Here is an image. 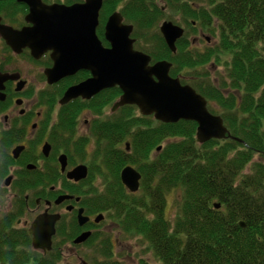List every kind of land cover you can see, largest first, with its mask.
<instances>
[{
  "label": "trees",
  "instance_id": "16d2710c",
  "mask_svg": "<svg viewBox=\"0 0 264 264\" xmlns=\"http://www.w3.org/2000/svg\"><path fill=\"white\" fill-rule=\"evenodd\" d=\"M117 1L104 0L102 21L115 11ZM210 1L209 11L188 6L185 13L213 30L219 27L215 46L219 50L193 53L184 34L177 41L176 53L162 41L161 49L152 56L171 61V75L190 83L181 73L183 68L208 61L220 51L231 53L229 88L241 95L231 92L226 97L212 85L203 87L195 77L189 80L199 93L228 110L223 115L225 124L241 140L211 139L200 144L197 123L189 120L164 123L148 117L146 122L139 118L141 125L135 128L134 119L98 126L101 138L94 158L101 159L115 183L92 209L116 211L123 229L143 234L163 264H264V164L257 162L244 172L256 152L264 156V0ZM160 12L154 0H128L122 11L125 20L142 28L150 26ZM120 94L118 87L110 88L109 101ZM125 139H130L129 151L120 147ZM167 139L170 142L151 157L152 150H158ZM128 164H138L141 196L127 194L121 181L120 172ZM69 186V192L76 191ZM178 186L183 187V199L170 226L165 213L167 193ZM215 202L221 206L216 208ZM5 217L8 220L0 225V264H56V257H48V253L57 255L59 251L35 252L34 256L27 250V230L12 228L14 215ZM106 241L104 254L111 248Z\"/></svg>",
  "mask_w": 264,
  "mask_h": 264
},
{
  "label": "flooded vegetation",
  "instance_id": "af4514ba",
  "mask_svg": "<svg viewBox=\"0 0 264 264\" xmlns=\"http://www.w3.org/2000/svg\"><path fill=\"white\" fill-rule=\"evenodd\" d=\"M42 1L46 4L71 5L84 0ZM30 11L31 7L26 1L0 0V165L3 164L1 168L5 165L8 168V173L4 171L0 177L4 181V188H18L19 192L13 193V198L15 197L18 203L22 198L24 200L23 205H19L23 217L17 219L18 225L23 224V227L29 230L35 217L48 209L50 213L62 215L56 224L57 227L65 214L53 210L54 207H64L67 211L65 213L71 217L73 215L72 219L77 218V221L79 209L84 208L83 214L89 216V220L84 225L79 224L82 229L79 234L91 230V238L98 224L106 218L109 209H88L85 195L76 191L59 192L53 199H48V196L51 192L55 193L64 182L81 191L90 185V172L93 171L94 165L92 166L89 160L93 157L92 153L86 154V147L89 146L87 139L92 136L97 140L101 138L99 128L108 124L110 109L112 110L114 101L121 94L113 101L111 107L110 88L89 99L79 96L62 104L60 100L65 91L92 74L88 69L82 68L72 75L52 82L48 71L55 64L53 50H43L31 33L34 23L28 21ZM200 34L203 35L204 30H201ZM98 35L100 37L99 33ZM205 37L207 41H211L210 36ZM101 40L104 46H110L104 32ZM127 140L130 149V139ZM47 145L49 149L46 153ZM129 149L126 147V150ZM15 150H18L17 156L14 154ZM62 155L67 156L64 172ZM78 165L87 166L86 178L78 181L69 179L67 173ZM28 189L35 190L33 198L30 194L20 195ZM62 194L72 195L73 198L60 204L53 202ZM77 197L80 199L77 200ZM47 201L51 204H47ZM43 202L46 207L38 212L32 221L24 218L26 213L30 214L31 211L39 209ZM93 208L96 210L95 206ZM99 214H103L104 218L96 222L95 218ZM90 238L75 245H81Z\"/></svg>",
  "mask_w": 264,
  "mask_h": 264
},
{
  "label": "water",
  "instance_id": "95a60500",
  "mask_svg": "<svg viewBox=\"0 0 264 264\" xmlns=\"http://www.w3.org/2000/svg\"><path fill=\"white\" fill-rule=\"evenodd\" d=\"M23 1L31 7L28 21L34 23L30 30L34 38L43 50H53L55 64L48 71L52 82L82 68L92 74L86 80L70 86L60 100L62 104L79 96L89 99L104 89L119 87L122 93L114 102L112 111L125 105H136L142 115H153L164 123L194 121L197 123L196 139L200 144L213 138H235L224 118L209 110V101L204 95L192 85L183 84L179 76L170 74L171 61L161 59L152 63L151 55L135 48V39L131 37L134 25L125 23L121 12L115 11L109 15L104 33L110 46L103 45L97 28L104 0H84L71 5L46 4L42 0ZM160 31L170 50L176 53L177 40L184 35L185 29L173 21L165 20L160 25ZM45 149L47 153L49 146H45ZM17 152L14 151L15 156ZM61 163L64 172L66 155L61 156ZM87 173V166L78 165L67 173V177L78 181L86 178ZM141 179V172L132 165L125 166L121 171V180L131 192L139 190ZM70 198L73 196L62 194L54 202L60 204ZM47 204L51 202L47 201ZM214 205L219 208L221 203ZM83 212L84 208L78 211L80 225L89 220V216ZM60 218V213H50L48 209L35 217L29 228L35 249L44 253L52 249V238ZM103 218V214H99L95 221L99 222ZM240 223L245 226L243 221ZM91 233V230L81 232L75 237L74 243L86 241ZM80 261L81 264H89L84 258H80Z\"/></svg>",
  "mask_w": 264,
  "mask_h": 264
},
{
  "label": "rangeland",
  "instance_id": "374dc122",
  "mask_svg": "<svg viewBox=\"0 0 264 264\" xmlns=\"http://www.w3.org/2000/svg\"><path fill=\"white\" fill-rule=\"evenodd\" d=\"M127 1L128 0H118L115 4L114 10L123 11ZM154 2L159 7L161 12L158 13L156 19L150 26L142 28L141 26H137L133 21H130L128 19L125 20L126 23H131L135 27L131 34V37L135 39L134 46L136 49L141 50L151 56L153 52L160 50L162 41H165L160 31V25L165 20H171L174 23L179 24L185 28V37L189 42L188 49H190V51H192L193 53H204L207 51V49L211 48L219 50L218 47H215L216 45H218L220 38V32L218 30L219 27L218 25H216V22L214 21V25H216L218 28H216V30H213V28L211 29L210 27H206V25H203L199 19H193L189 15L187 16L185 13L186 7L188 6L196 8L198 11H209L211 9L210 0H154ZM100 21L101 24L98 28V33L103 39L104 24L106 21H102V11L100 15ZM201 30H204L203 35L200 34ZM205 36H210L211 41H207L205 39ZM219 53L220 54H218L217 56L213 55L212 58L208 61L192 67L183 68L181 73L185 81L190 82L189 84L191 85L192 81L189 79L190 77H195L196 82L202 84L203 87L212 85L218 90L223 91L226 97H228L229 93L231 92L237 96L238 94L241 95L239 91L237 92L235 89L229 88L231 79L228 75V67L229 62L231 61V53H223L221 51ZM156 60L158 59H155L152 56V63ZM116 98L117 96L115 97V99ZM114 100L110 102V107ZM208 101L209 109L212 113L221 115L223 117V115L228 112V110L216 100L210 98L208 99ZM87 117L88 116H86V118ZM148 117H150L152 120H155L152 115L145 116L144 118L137 106L130 105L127 107L118 108L115 111H112L110 109L109 121H115L119 119H134L137 122L133 124L132 127L135 128L141 125L138 124L139 118L140 121L146 122V120L149 121ZM127 141L128 140L126 139L120 144V147H122V149H125L127 147ZM87 142H89L90 147H86L88 150L86 154L92 153L93 157H90L89 160L92 166H95H93V171L90 172V185L86 186L85 190H76V193L85 195V204L88 209L91 208L92 210V205L94 202L101 204V197H103V195H105L109 190L108 188L115 183V178L112 177L107 171V168L102 165L100 158H94V154H96L95 150L99 148V140H97L96 137L92 136L91 138L87 139ZM167 142H170V140L167 139L163 141L158 145V147L161 146L162 148L167 144ZM161 148L158 150L154 148L152 150L151 157H154L161 150ZM89 156L90 155H88V158ZM257 162H262L264 164V156L261 152H256L254 154L252 160L248 163L247 168L244 170V172L251 171L253 165ZM128 165H132L133 167L138 169V164ZM2 166L3 164L0 165V176L3 175L4 171H7L8 173L7 166L5 165L4 168H1ZM69 185L70 184L64 182L63 185L56 189L57 191H55L54 195L50 193L48 199H53L54 196H56V194L61 191L69 192ZM4 187V181L1 180L0 177V225L4 226V224L8 220V218L5 216H7L8 214H11V216L14 215L11 226L13 229L27 230L30 236L29 246L27 247V250L34 254V256L36 254L35 252L40 253L41 255H47V253L53 249L54 251H59V253H57V255L48 253V257H56V264H81V257L88 261L89 264H163L162 260L155 254L151 244L143 236V234H140L136 231H125L122 227V224H120L121 218L118 217L117 212L110 209L106 212V218L98 224L97 229L92 235V239L81 245H75L73 243V240L82 230L77 221V218L72 219L73 215L71 217V215L65 213L67 211L64 210V207L62 206L54 207L53 210L63 212L65 215H63L61 221L58 223V231L52 238V249L48 250V252L45 253L40 250L38 251V249L36 250L33 247L32 235L30 234L27 227H23V224H17V219L23 217V213L21 211V208H19V205H23L24 203L22 202L24 201L23 198L19 203L17 202V199L15 197L13 198V193L17 191L19 192L18 188L15 189L13 186L8 188ZM46 190L48 191L49 188H47ZM33 192H35L34 189H28V191L26 190L20 195L24 196V194H30L33 198ZM130 192L131 191L127 189L126 193L128 194ZM183 192V187L178 186L167 193L165 213L170 226H173L175 219L180 213ZM142 193L143 192L141 189L136 191L135 197H138V195L141 196ZM45 207L46 206L43 202L39 209L35 210L34 212L31 211L30 214L26 213L24 218H27L29 222L32 221L35 215L38 212L43 211ZM147 217L150 218L151 215H147ZM23 220L24 219H22V221ZM1 221L4 222L1 223ZM106 240H108L109 243L111 242V248L110 252L104 254L102 247L104 241L107 242Z\"/></svg>",
  "mask_w": 264,
  "mask_h": 264
},
{
  "label": "bare ground",
  "instance_id": "6f19581e",
  "mask_svg": "<svg viewBox=\"0 0 264 264\" xmlns=\"http://www.w3.org/2000/svg\"><path fill=\"white\" fill-rule=\"evenodd\" d=\"M115 11H119V12H121L122 13V11L121 10H115ZM115 11H113V12H115ZM112 12V13H113ZM111 13V14H112ZM123 14V13H122ZM171 21V20H170ZM179 25V24H178ZM181 26V25H180ZM183 27V26H182ZM135 28V27H134ZM184 28V27H183ZM185 29V28H184ZM101 39V38H100ZM106 39V38H105ZM107 40V39H106ZM168 46V45H167ZM157 61V60H156ZM172 67H173V65H172ZM172 67H171V69H172ZM170 72H171V70H170ZM185 84H189V83H185ZM122 93V92H121ZM227 126V125H226ZM228 127V126H227ZM229 129V128H228ZM230 131V130H229ZM231 133V132H230ZM232 135V134H231ZM233 136V135H232ZM234 137V136H233ZM227 138H231V137H227ZM237 137H235V138H233V139H236ZM213 139H217V138H213ZM226 139V138H225ZM239 139V138H238ZM218 140H222V139H218ZM239 140H241V139H239ZM122 171V170H121ZM120 178H121V172H120ZM140 187H141V181H140ZM140 189V188H139ZM32 224V223H31ZM31 224H30V226H31ZM30 228V227H29ZM56 232H57V227H56ZM56 234V233H55ZM90 238V237H89ZM53 247V246H52ZM37 250V249H36ZM38 251H39V249H38ZM40 251H42V250H40ZM43 252V251H42ZM48 252V251H47Z\"/></svg>",
  "mask_w": 264,
  "mask_h": 264
}]
</instances>
